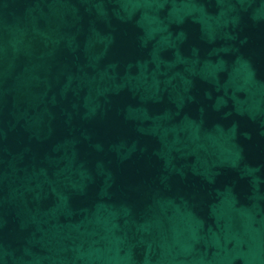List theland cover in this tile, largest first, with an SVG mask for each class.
Segmentation results:
<instances>
[{"label":"water","instance_id":"95a60500","mask_svg":"<svg viewBox=\"0 0 264 264\" xmlns=\"http://www.w3.org/2000/svg\"><path fill=\"white\" fill-rule=\"evenodd\" d=\"M0 264H264V0H0Z\"/></svg>","mask_w":264,"mask_h":264}]
</instances>
